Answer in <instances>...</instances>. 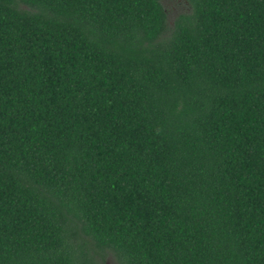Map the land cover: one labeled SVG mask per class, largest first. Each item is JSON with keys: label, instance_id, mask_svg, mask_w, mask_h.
<instances>
[{"label": "trees", "instance_id": "1", "mask_svg": "<svg viewBox=\"0 0 264 264\" xmlns=\"http://www.w3.org/2000/svg\"><path fill=\"white\" fill-rule=\"evenodd\" d=\"M0 0V264H264V0Z\"/></svg>", "mask_w": 264, "mask_h": 264}, {"label": "rangeland", "instance_id": "2", "mask_svg": "<svg viewBox=\"0 0 264 264\" xmlns=\"http://www.w3.org/2000/svg\"><path fill=\"white\" fill-rule=\"evenodd\" d=\"M162 4L166 8L168 13L169 22L171 23L173 18L179 11L185 10L186 7L182 0H161ZM103 264H116L114 258L110 255L104 256V263Z\"/></svg>", "mask_w": 264, "mask_h": 264}]
</instances>
